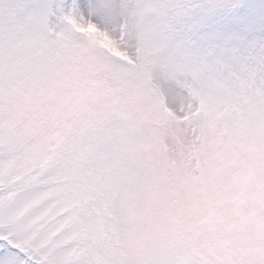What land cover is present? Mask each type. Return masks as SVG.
<instances>
[{"label":"snow or ice","instance_id":"6c2138e0","mask_svg":"<svg viewBox=\"0 0 264 264\" xmlns=\"http://www.w3.org/2000/svg\"><path fill=\"white\" fill-rule=\"evenodd\" d=\"M0 264H264V0H0Z\"/></svg>","mask_w":264,"mask_h":264}]
</instances>
